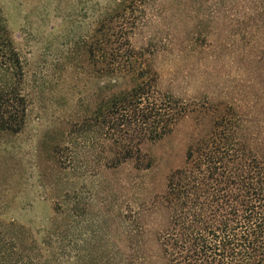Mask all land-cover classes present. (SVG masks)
<instances>
[{
	"label": "rangeland",
	"instance_id": "374dc122",
	"mask_svg": "<svg viewBox=\"0 0 264 264\" xmlns=\"http://www.w3.org/2000/svg\"><path fill=\"white\" fill-rule=\"evenodd\" d=\"M108 0H0L24 69L25 124L0 134V227L35 263L102 264L127 243L125 215L165 190L183 165L196 113L157 142L146 163L103 165L92 134L72 128L99 101L87 52ZM133 41L151 48L160 87L187 102L225 101L245 113L264 95V21L247 0H150ZM126 225H129L126 224ZM10 236V237H11Z\"/></svg>",
	"mask_w": 264,
	"mask_h": 264
},
{
	"label": "trees",
	"instance_id": "16d2710c",
	"mask_svg": "<svg viewBox=\"0 0 264 264\" xmlns=\"http://www.w3.org/2000/svg\"><path fill=\"white\" fill-rule=\"evenodd\" d=\"M149 1L108 0L102 9L87 45L99 101L72 132L92 134L104 166L132 160L146 169L144 143L172 134L191 113L197 122L183 165L170 171L163 192L124 216L128 241L102 264H264V95L254 102L260 111L245 113L234 103L187 102L163 91L153 51L133 41ZM247 1L260 3L264 21V0ZM23 80L0 16V134L25 124ZM261 80L264 89V66ZM12 232L0 227V264H38Z\"/></svg>",
	"mask_w": 264,
	"mask_h": 264
}]
</instances>
